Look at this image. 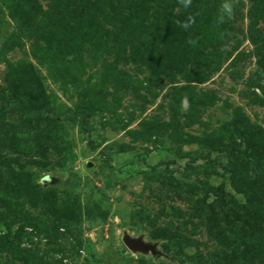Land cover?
Returning a JSON list of instances; mask_svg holds the SVG:
<instances>
[{
    "label": "rangeland",
    "instance_id": "rangeland-1",
    "mask_svg": "<svg viewBox=\"0 0 264 264\" xmlns=\"http://www.w3.org/2000/svg\"><path fill=\"white\" fill-rule=\"evenodd\" d=\"M220 4L0 0V264H264V0Z\"/></svg>",
    "mask_w": 264,
    "mask_h": 264
},
{
    "label": "clouds",
    "instance_id": "clouds-1",
    "mask_svg": "<svg viewBox=\"0 0 264 264\" xmlns=\"http://www.w3.org/2000/svg\"><path fill=\"white\" fill-rule=\"evenodd\" d=\"M177 3L180 7H182L184 10H188L192 7L193 0H177ZM237 4V0H221V4L219 6V14L216 17V25H222L226 23L227 21L233 19L234 17V11ZM196 15H199L197 13ZM195 23V15L189 14L185 20L180 21L177 20L176 24L178 27H180L184 31H188ZM198 39V38H197ZM196 40L189 39L187 41L188 44L195 46Z\"/></svg>",
    "mask_w": 264,
    "mask_h": 264
},
{
    "label": "water",
    "instance_id": "water-1",
    "mask_svg": "<svg viewBox=\"0 0 264 264\" xmlns=\"http://www.w3.org/2000/svg\"><path fill=\"white\" fill-rule=\"evenodd\" d=\"M124 246L129 249L132 252H140V253H148L151 252L152 254H155V247L152 245H146L142 243L140 240H132L129 237H124L123 239Z\"/></svg>",
    "mask_w": 264,
    "mask_h": 264
},
{
    "label": "trees",
    "instance_id": "trees-1",
    "mask_svg": "<svg viewBox=\"0 0 264 264\" xmlns=\"http://www.w3.org/2000/svg\"><path fill=\"white\" fill-rule=\"evenodd\" d=\"M82 126L85 128V125H84V123L82 122Z\"/></svg>",
    "mask_w": 264,
    "mask_h": 264
}]
</instances>
